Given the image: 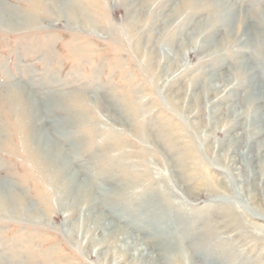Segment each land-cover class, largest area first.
<instances>
[{
	"label": "rangeland",
	"instance_id": "374dc122",
	"mask_svg": "<svg viewBox=\"0 0 264 264\" xmlns=\"http://www.w3.org/2000/svg\"><path fill=\"white\" fill-rule=\"evenodd\" d=\"M69 1L90 23L0 0L35 21L16 32L1 16L0 184L37 212L0 209V264H264V59L251 45L264 53V0ZM218 1L235 19L205 28ZM15 87L90 207L62 201L25 151Z\"/></svg>",
	"mask_w": 264,
	"mask_h": 264
},
{
	"label": "bare ground",
	"instance_id": "6f19581e",
	"mask_svg": "<svg viewBox=\"0 0 264 264\" xmlns=\"http://www.w3.org/2000/svg\"><path fill=\"white\" fill-rule=\"evenodd\" d=\"M38 1L40 3L41 2L46 3L47 6H49L50 9L54 13L58 14L59 16L66 15L67 18L72 20L74 23H78L81 20L82 22H84V24L87 22L90 23L89 19L86 18L85 11L77 3L75 4L74 2L71 3V1L69 0H67L66 2L65 0L64 1L38 0ZM204 1H207V0H204ZM39 2H36V3L38 4ZM195 2L196 0H182L179 5V9L180 8L193 9L197 5ZM179 9L178 11H180ZM207 10L210 13H209V17L207 18V26L205 28L211 29L215 24H221V25L226 26L228 24H232L233 20L235 19V18H232L234 17L233 8L230 5H227L224 3L220 4L219 1L213 2V3L211 2L207 3ZM3 13L7 14V17H4L3 20L8 22V25H9L8 28L10 30H14L17 32L18 26L20 27L21 25L23 26H34L35 25V21L33 20L34 16H32L31 13L30 14L25 13V12L23 13L22 11H18L17 9L8 7V6L0 7V22L1 23H4L1 21V18H2L1 16ZM254 19H256L255 23L259 25V28L262 30L263 26L260 24L259 22L260 20L258 18H254ZM236 21L238 23H241L243 22V19L239 17L238 19H236ZM152 37H155V36L152 35ZM260 42H261L260 40L258 41L255 39L251 42L253 50L255 49V52L253 51L254 60L264 59V53L262 54L261 52L262 47H261ZM136 51L140 52V45H137ZM245 75L246 73L244 74L243 72H240V73L238 72V74H236L234 77L243 79ZM256 75L257 73L255 74V76ZM256 86L257 85H254L253 90H256ZM10 89L12 90H10L8 94L9 95L8 104H10L12 109L17 108L16 109L17 118L20 123L19 129L21 131V134L25 136L23 139L24 149L27 152V154L31 157L32 161L40 168L43 178L49 181L54 186V188H56V192L58 191L57 193L59 195H63L62 197L60 196L62 198L61 199L62 201H63V198H65V200H67V198H71V200L74 202V205H81V204L86 203L87 207H90L94 201L92 200V197L90 195L89 184L85 183L84 181H81L78 183L77 176L70 172V169L72 167V160L69 159L67 155L63 154L61 145L55 144L53 142H48L47 140H43V136H41L39 130L41 126H43L42 124L44 123L41 122V125L40 123L38 125L32 124V122L34 123L35 121L34 119H36L39 116V113H38L39 106H37V103L35 102L33 95L26 92L24 89H19L18 87L10 88ZM259 99L260 98L256 97V94L255 95L251 94L250 104H254L258 102ZM49 106L56 107L55 103L52 105L49 103ZM57 107H59V105ZM26 120L29 121L28 124L25 123ZM124 193H125L124 190H118L117 195L122 197ZM250 198L253 204L258 205V203L256 202L260 201V199H258V197L255 194L251 195ZM25 201H26L25 197L21 193H19L17 190H15L13 187H11V184L9 183L0 184V209H4L6 212H9V213L12 212L17 217L22 216V211L26 210V213L28 214V218L31 219L32 215L33 214L35 215L37 212L36 211L30 212L28 207L25 205L26 203ZM258 210H257L258 213L255 216L258 218L261 217V219L257 218L258 221H263L264 215L263 213H261V211L263 212V210H261L260 212ZM210 235H212L211 232L209 233L207 237H210ZM160 239H162V241H166L165 239H167V237L162 235L160 236ZM201 247L204 249L208 248V247H203V246Z\"/></svg>",
	"mask_w": 264,
	"mask_h": 264
}]
</instances>
